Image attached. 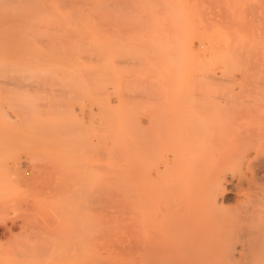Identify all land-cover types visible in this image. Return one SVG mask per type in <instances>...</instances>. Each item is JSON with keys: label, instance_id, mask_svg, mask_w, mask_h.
Wrapping results in <instances>:
<instances>
[{"label": "rangeland", "instance_id": "1", "mask_svg": "<svg viewBox=\"0 0 264 264\" xmlns=\"http://www.w3.org/2000/svg\"><path fill=\"white\" fill-rule=\"evenodd\" d=\"M193 103L264 105V0H0L3 264H63L66 249L65 264H264V234L210 258L192 246L184 263L151 260L139 244L141 216H154L167 181L155 167L171 150L158 142L187 132L197 149H216L221 134L176 129ZM256 122L237 120L221 138L264 142ZM233 159L208 161L235 185L248 169ZM256 175L264 198V170Z\"/></svg>", "mask_w": 264, "mask_h": 264}, {"label": "bare ground", "instance_id": "2", "mask_svg": "<svg viewBox=\"0 0 264 264\" xmlns=\"http://www.w3.org/2000/svg\"><path fill=\"white\" fill-rule=\"evenodd\" d=\"M7 49L8 48L4 51L7 52ZM214 107L215 108L205 104L198 105L194 103L189 105L188 109L191 111L187 112L189 113L187 116H183L179 119V125L176 129L181 130V128L186 126V128H190L191 130L194 129V131H196V129H202L205 134L211 133V136L221 134L218 141L215 143L214 147H216V149H197L204 144L198 142L194 138L196 134L192 132V134L181 132L183 133V142H179L178 139L170 140L171 136L167 138L164 135H160V137L164 136L167 139L161 137L162 140L158 143H160V145L166 144L171 152L165 162L155 167L157 177L165 178L167 181L166 183L163 182L164 184L159 186L154 192V202L156 203L154 205V216H152L153 219L149 217L151 219L147 220V222H152L151 220H154V223H152L157 230L153 231H156V234L152 232L154 235L152 234L149 240L148 237L146 239L145 235V232L148 231L146 229H149L147 227L149 222L147 223L146 219H144L148 216L146 214V217L143 216L142 218L141 216V219H143L141 222L143 228V232L141 230V233L143 234V238L141 239L140 237L141 240L139 244L144 248L148 245V250L153 248L148 254L149 256L151 254L150 259L151 257L156 259L161 254H175V256L177 255L176 258L179 257V260L183 262L184 258L187 260V249L189 250L192 246L199 247L200 249L196 248V251L201 252L200 250L202 249L200 254L206 258H210L213 256L211 253L215 250L214 248L218 245H255L256 239L259 240L257 241L260 242L259 245L261 244L262 240H260L258 236H263L264 234V225L262 227L260 226L261 224H259L262 220L264 221V213H262L264 211V198L262 193L259 195L261 197L257 195L260 194L261 191H257L259 186L255 184L254 178L258 176L256 172L261 169L264 170V155H260L264 153H262L264 142H259L250 133L241 136L244 138L242 140H238L236 137L234 138V136H225V138H221V136L227 132L230 133L232 130L230 126H235L234 124L237 120L253 119L254 122H262L264 120V105L255 103H221ZM223 110H228L229 116L227 115V117L222 118L223 114H221L220 117L219 114L225 112ZM215 121H224L223 123H219L222 125V130L218 125L217 128L211 127ZM232 123L233 125H231ZM160 126L162 127L161 124ZM223 127L224 129L227 127V130H223ZM216 129H218V132H216ZM220 130L224 132L221 133ZM227 145H229V147H227ZM147 146L148 144L142 141L143 154L147 151ZM224 147L226 148L223 149ZM198 151L202 153L201 156H198ZM237 156H241V161L246 162L248 174H245L242 178H238L237 176V184L232 185V182H228L225 173H220L217 168L212 166L208 159L217 162L222 160L232 161V159L234 157L237 158ZM234 161H236V159ZM256 168L258 171L255 170ZM145 174H143L144 177H146ZM235 175L236 173L232 171L231 177L235 178ZM245 183L246 185L244 186ZM253 184L255 185L252 188ZM143 193H145L144 196L146 199L143 200L142 198L144 197L141 196L142 198H140V200L144 201H141V205H147V203H145L147 200L146 191ZM234 193L236 196L232 197L231 195ZM225 203H228L230 206H227ZM261 206H263V208ZM232 207H235L238 211L234 219L225 216L223 212V210L232 209ZM143 208L145 209L146 207L144 206ZM144 209H142V213ZM261 214H263L262 219L259 218ZM256 219H259L260 222ZM153 224H150L152 228L149 225L151 229H153ZM1 251L2 249H0V253H2ZM64 251V254L62 253L64 258L61 260L63 264L67 263V260L70 259V252L68 249ZM145 252L146 250L143 253L146 254ZM191 252H189V255H191ZM7 253L8 252L1 255L4 256L5 254L6 256H10L11 253ZM143 253L141 254L143 255ZM196 253L194 254L195 256ZM214 253H216V251ZM3 256L1 257L2 260L0 259V264H3V262H5L4 259L7 258ZM195 256H192V258L198 259L196 257H201L199 254ZM172 257L174 256L172 255ZM10 258V260H12V256H10ZM47 258L49 257L47 256ZM50 262H53V260ZM186 263L189 264L188 262H185V264ZM8 264H10V262Z\"/></svg>", "mask_w": 264, "mask_h": 264}]
</instances>
